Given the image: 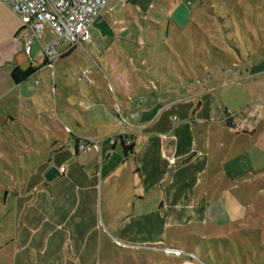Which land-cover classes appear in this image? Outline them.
Instances as JSON below:
<instances>
[{"label": "rangeland", "instance_id": "obj_1", "mask_svg": "<svg viewBox=\"0 0 264 264\" xmlns=\"http://www.w3.org/2000/svg\"><path fill=\"white\" fill-rule=\"evenodd\" d=\"M169 1L153 6L164 17L148 11L138 23L142 29L158 31L163 39L168 30L179 31L167 24L168 11L183 27L179 39L175 41L168 35L170 52L165 46L156 48L163 51L162 55L154 52L146 55L138 48V55L131 58L129 50L125 54L118 49L125 70L122 75L134 73L138 81L148 82V87L153 86L157 92L159 81L172 82L174 76L189 88L205 80L212 86L208 93L211 118L219 112L223 114V104L234 117H241V107L258 101L256 95L260 92L264 104V1L257 9L252 0ZM148 2H142L143 9H151ZM99 26L97 22L90 25L92 45H77L69 56L57 59L54 66L46 64L25 75L17 84L24 98L11 105L8 100L14 97L10 93L5 100L9 113L22 116L19 128L24 136L17 135L8 117L4 121L7 125L0 122V264H168L175 257H183L185 250L200 257L208 255L214 264H264V131H259L254 140L250 132L240 131L248 129L243 121H238L240 125L234 122L229 136L214 132L210 148L202 149L201 156L193 153L196 148L191 149L193 152L184 161L166 149L156 151L153 161L167 164V172L154 167L155 163L152 167L144 164V157L139 155L142 141L138 137L134 153L123 164L118 160L112 168L117 173L122 170L133 174L115 176L107 193L104 186L93 188L90 177L78 172L69 177L64 172V176L50 181L45 189L25 195L23 181L29 177L35 184L38 174L34 170L37 166L43 168V162L56 167L63 163L70 170L76 168L77 162H85L89 163L85 168L92 172L106 165V158L95 154L92 145L78 150L76 156L73 154L74 140L65 131L63 122L67 113L77 117L86 106L90 107L84 111L83 126L70 123L72 130L77 129L83 135L94 133V126L105 119L104 112L111 125L117 121L115 130H123L125 126L110 109L117 108L111 95L102 89L104 95L97 93V96L104 101L95 103L91 85L86 93L83 88L86 82L78 78L81 73L90 78L87 82L90 84L96 70H100L97 60L101 65L107 61L108 57H100L94 44L95 29ZM152 41L154 45L158 43L156 37ZM33 44L31 52L35 56ZM214 46L224 49L225 57H215L220 50ZM143 56L146 59L141 62ZM251 72L253 80L249 82L246 79ZM186 87L174 90V96L186 99L183 93L188 90ZM251 87L257 92H252ZM44 90L47 99L42 95ZM68 96L72 104L68 102L70 110L63 112L60 106L66 104L63 100ZM180 97L174 101H180ZM199 101L191 107L190 118ZM172 113L181 123L191 120L185 119L176 108ZM218 137L232 143L228 151H248L251 160L258 163L254 168L257 172H250L249 178L232 180H225L221 174L208 176L213 171L211 167L222 158L220 151H224L221 144L214 149L215 140L224 144ZM120 145L118 142L115 146L119 152ZM172 156L176 160L170 162ZM203 166L206 169L202 171ZM171 167L179 171L172 174ZM169 187L173 190L166 199L163 191ZM131 192L143 197L128 206L116 203L119 195ZM205 208L210 216L206 223H193L194 218L181 215L186 210ZM173 247L179 249V254L171 250Z\"/></svg>", "mask_w": 264, "mask_h": 264}, {"label": "crops", "instance_id": "obj_2", "mask_svg": "<svg viewBox=\"0 0 264 264\" xmlns=\"http://www.w3.org/2000/svg\"><path fill=\"white\" fill-rule=\"evenodd\" d=\"M234 1L239 3V0ZM263 1L264 0H252L256 9L258 8V5H262ZM142 2H144V0H108L101 10L100 15L95 17L93 23L97 22L100 26L98 27L99 29H95L94 44L99 50L100 57L107 56L108 58L107 61L103 60L104 62L102 65L97 60L100 70H96V72L94 70L96 73L94 74L95 78L92 79L90 84H87L86 82L83 86L87 93L88 86L91 85L90 87L94 93L93 99L95 100V103L104 101L97 96V93L104 95L102 89L105 93H109L111 95L110 97L112 98V103L116 104L117 110L111 107L110 109L117 114L119 119L123 120V123L125 124L123 130L120 128L115 130L117 121L111 125L105 112L103 114L106 121H104L105 119H102L99 124L95 125L94 133H87L83 135L80 134L77 129L72 130L70 126L71 122L76 126H83V122L86 120L85 112L90 109V107L87 108V106L85 110H82L77 115V117L72 116V113H67L66 119L63 120V122L66 123L65 131L70 133L69 136H71V139L74 140L73 154L75 156L78 153V150H75V144L77 143L76 138L79 137L80 139L93 138L98 140V148H93L94 152L95 154L99 153L102 158H106V165L101 167V169L99 168L98 170H94V172L85 168V166L89 164L85 162L81 164H78L77 162L76 168L71 170L64 166L65 175L70 177L78 172V175L83 174L86 177H90L92 179V186H94L93 188H95L96 185H99V187L104 186L103 188L105 189V193L110 190L112 186V179L115 176L122 177L133 174L129 171L122 172V170L117 173L112 168L117 164L118 160L121 164H123L124 161L127 160L128 155L130 153H134V146L136 145L135 139L138 137L142 141V149L139 155L144 157L145 165L147 164L152 167L155 163L153 161V154L159 149H166L168 152H173L175 155L179 156L180 159L183 158V161L190 153L193 152H190L191 149H198L193 153L201 156L202 149L210 148L212 134H214V132H218L219 134L229 136L233 133L234 122L236 121H243L247 125L249 130L244 128L240 130L242 133L250 132L251 135L253 134L255 137L259 131H264V104L262 103L263 99L261 97V92L256 95L258 96V98H256L258 101L251 102L250 104L241 107L239 112L242 114L241 117H238V115L234 117L233 113L232 117L225 118V116H223L224 110L228 109L223 104V114L221 115L219 112L217 116L211 118V100L208 93L212 91V86L205 83V80H201L197 85H194V87L190 85L191 87L189 88L184 85L183 81L182 85L180 79L177 78V76H174L171 77V79H173L172 82H167V79L159 81L156 88V90H158L157 92L153 91V89H155L153 86L148 87V82L138 81L133 72H131L133 74L130 75H122L125 73V70L121 65L123 61L122 54L118 52L119 50L123 51L125 54L129 50L131 58L134 57V55H138V48H140V50L146 55L150 52L162 55L163 51L161 49L157 50L156 48L165 46L169 53L168 35L169 38L171 37L176 41L179 39L178 33L183 28L181 23L176 20L177 17H174L173 14H170L167 11V24H172L175 28L179 29V31L171 32L168 30L165 34V39H162L159 36L158 31H148L142 29L138 23L139 19H144V17L141 16L145 15L148 11H151L156 16L164 17L161 11L156 10L153 6H158L162 3H170V1L149 0L148 6L151 8L150 10L143 9ZM155 19L157 18L155 17ZM146 20L153 21L156 26L160 25L154 19L146 18ZM28 35V26H26L20 17L14 13L10 5L0 0V122L6 121L8 117L10 123L14 126L13 128L16 129L15 131L17 135L20 134L21 137L24 136L19 128L23 122L22 116L9 113L6 109L7 103L5 100L6 98H9L8 95L10 93H12V96L14 97L12 100L10 98L8 100L11 105H14V101L16 99L21 100L24 98L23 94L18 91L17 84L25 77V75L31 74L36 70H40L44 65H46L41 61L42 46L52 39L54 32L52 27L48 24L43 27L41 38L33 42L37 54L32 56L31 52L30 57L27 56L24 50V41ZM147 37L149 39H147ZM155 37L158 40L156 45H154V41H152ZM87 43L88 45H92L93 41L90 40ZM85 44L86 43L78 45H82L84 47ZM67 46L68 44L66 42H62L57 46V49L62 51L67 48ZM147 47H151L152 49L149 51ZM76 48L77 45L72 47L70 50L63 52L59 58L66 55L69 56ZM214 48L220 50L219 53H215V57L218 59L221 56L225 57L224 52L226 51L224 49H220L218 46H214ZM34 57H37V59L34 60ZM233 58H235V56H233ZM145 59L146 57L143 56L140 60L143 62ZM243 61L245 60L243 59ZM232 63H234V61H232ZM232 63H230V65L234 66ZM104 66H106V68H104ZM163 68H165V66H163ZM119 73L121 75H119ZM251 74L253 73H249L248 78L246 79L249 80V82L253 80L251 79ZM255 74L258 75L257 72ZM184 86L188 88L187 91L183 92L187 98L182 99L180 96H174L176 95L174 90H183ZM124 88H126V90ZM205 88L207 90L203 92L202 90ZM251 90L252 92L255 91L254 93L257 92V90H253L252 87ZM42 95L47 99L48 95L45 90L42 92ZM102 95L101 97L103 98ZM177 97H180L178 98L180 101L175 102L174 100ZM197 99H200L201 101H199L198 105L193 107L192 112L194 113V116L193 118H190V109L193 104H195ZM121 101H123L122 105H120ZM63 102H66L67 105L61 104L60 110L63 112L69 111L70 106H68V102L71 103V97L68 96V99L63 100ZM174 108L179 110L185 119L191 120L184 121L183 123L179 122V120H177L179 117L172 113ZM58 114L60 113L57 111L56 115L58 116ZM174 115L176 118H174ZM2 125L5 126L7 124L4 122ZM66 127L70 129L67 130ZM99 130H101V133ZM121 131L122 135L118 136V133ZM3 132H6L5 129ZM55 134V136L63 140L61 134L58 132H55ZM7 135H9V133H7ZM113 135H117L115 142L110 141V137ZM30 136H33L31 131ZM126 138H129L132 141L130 150L127 152H125L122 148V141H125ZM219 140L224 142V144L221 142L217 143V140H215L214 149L217 148V144H221L222 149L224 150L220 151L222 153V158L218 164L211 167V170L213 171L210 172L208 176L216 177L221 174L222 178L225 180H232L234 178L238 179L241 177L249 178L250 172H257L254 168L258 163L251 160L248 151L233 153L232 151H228V148L232 145V143L228 144L222 139ZM254 140H256V137ZM118 142L121 144L120 148L122 154L115 148ZM225 145L228 146L225 147ZM160 163L161 164L159 165V161H157L154 167L158 169L161 168V171L167 172L165 171L167 169V164L164 165L162 161ZM42 164L43 168L37 166L36 170H34L35 173L38 174L35 184L29 180V177L23 181L25 195L27 193H33V190L35 192V190L39 188L43 190L46 186H50L49 182L53 179L49 181L46 180L45 177L40 176L41 171L47 170L48 167H50L49 162H43ZM62 164L63 163H60V165ZM58 167L59 166H57V168ZM205 169L206 166L201 167L202 171ZM177 171H179V169L171 167L172 174H175ZM62 175L64 176V172L59 173V176H56L55 178L61 177ZM172 182L173 176L171 175L169 183L171 184ZM171 190L173 189L169 187V189L163 191L164 198H168V194ZM94 194H96V191ZM142 197L140 193L136 194L131 192V194H126L124 196L119 195L116 203L120 206H128L132 202H139ZM181 215H189L191 218H194L193 223H204L210 217L206 208L204 210H186V213ZM191 254L194 253L185 250L183 257H175L174 260L168 264H214V261L208 255H206V257H200L194 254L193 257Z\"/></svg>", "mask_w": 264, "mask_h": 264}, {"label": "built area", "instance_id": "obj_3", "mask_svg": "<svg viewBox=\"0 0 264 264\" xmlns=\"http://www.w3.org/2000/svg\"><path fill=\"white\" fill-rule=\"evenodd\" d=\"M11 6L14 13L28 26L29 35L24 41V50L27 56H31L32 44L42 36L43 27L48 24L52 27L54 35L52 39L42 46L41 61L54 66L55 61L63 52L70 50L78 44H84L91 40L90 25L108 0H1ZM62 42L68 44L64 50H58L57 46ZM81 81L89 82L90 78L79 73ZM233 116V112L230 111ZM174 118L176 116L174 115ZM237 125H240L237 122ZM67 130L70 128L66 127ZM122 135V131L118 136ZM79 138V137H77ZM117 135L110 137L115 142ZM130 141V139H128ZM99 141L93 138L80 139L76 143L75 150H85L91 145L98 148ZM170 162L176 160L174 156L169 158ZM59 173L65 172L64 165L58 167ZM174 253L179 254V249L171 248Z\"/></svg>", "mask_w": 264, "mask_h": 264}, {"label": "water", "instance_id": "obj_4", "mask_svg": "<svg viewBox=\"0 0 264 264\" xmlns=\"http://www.w3.org/2000/svg\"><path fill=\"white\" fill-rule=\"evenodd\" d=\"M187 159V157H186ZM59 169L56 166H50L48 167V169L46 171H44V177L46 180H52L54 179L56 176L59 175Z\"/></svg>", "mask_w": 264, "mask_h": 264}, {"label": "trees", "instance_id": "obj_5", "mask_svg": "<svg viewBox=\"0 0 264 264\" xmlns=\"http://www.w3.org/2000/svg\"><path fill=\"white\" fill-rule=\"evenodd\" d=\"M231 113L229 110H224V116L225 118H230L231 117ZM129 138H126L125 141H122L123 145H122V148L125 152H127L128 150H130V147L132 145V141L130 139V141H128ZM76 141L78 142L79 141V138H76ZM76 146V144H75Z\"/></svg>", "mask_w": 264, "mask_h": 264}]
</instances>
